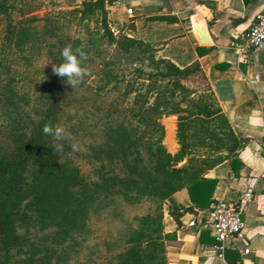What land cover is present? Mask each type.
<instances>
[{
	"label": "trees",
	"instance_id": "16d2710c",
	"mask_svg": "<svg viewBox=\"0 0 264 264\" xmlns=\"http://www.w3.org/2000/svg\"><path fill=\"white\" fill-rule=\"evenodd\" d=\"M107 2L85 0L80 7L61 12L60 18L47 14L27 18L18 23L19 27L7 25L5 42L17 53L24 52L34 36L35 30L31 31L35 26L25 28V22H43L39 28L43 34L58 38L63 18L68 27L76 23L85 28L90 38L67 37L59 45L80 47L87 58L100 56L101 44H112L115 56L112 62H103L104 68L96 76L99 85L89 84L85 76L76 87H85L97 96L117 93L124 104H113L104 119L99 116V107L94 114L81 106L82 112L77 113L80 118L74 121L67 109L73 100L79 101L72 95L76 88L51 74L32 96L19 87L17 75H10V70L4 74L5 57L1 58L0 109L5 108L7 124H0V128L6 127L7 131L0 130V264H7L14 256H23L17 260L19 264H47L56 252L53 245L64 243L73 232L84 229L87 214L100 195H112V201L120 199L134 206L147 204L145 213L133 219L138 227H130L126 249L116 252V264H168L167 247L175 235L164 232L165 205H169V214L178 224L189 210L173 203L175 193L187 189L195 205L209 207L216 181L208 179L207 172L235 158L244 148L200 64L180 67L158 57L155 47L147 42L114 36ZM13 8L7 0H0V15ZM90 22L96 25L93 30L87 25ZM55 61L61 63L62 57ZM86 62L82 61V67ZM20 103L29 110L20 111ZM170 116L178 118L180 150L176 155L163 144L165 128L161 120ZM90 118L95 121L90 123ZM45 124L60 125L68 131V138L62 141L63 151L57 152L53 138L42 131ZM100 128L103 142L89 145L87 154L80 153L90 164H101L95 172L98 180L91 181L72 161L71 156L79 153L70 145L83 137H94ZM193 129L198 130L197 134L191 133ZM184 161L186 165L180 166ZM105 163L112 166L109 173L104 170ZM18 228H24L26 234L32 229L56 231L46 238L47 246L23 239ZM199 230L209 234L203 227ZM223 256L227 264H241L235 250L225 249Z\"/></svg>",
	"mask_w": 264,
	"mask_h": 264
},
{
	"label": "crops",
	"instance_id": "0c3cea01",
	"mask_svg": "<svg viewBox=\"0 0 264 264\" xmlns=\"http://www.w3.org/2000/svg\"><path fill=\"white\" fill-rule=\"evenodd\" d=\"M106 9L112 11L114 35L147 42L159 57L180 67L199 63L244 145L235 158L207 172L216 181L209 207L195 205L187 189L175 193L173 203L189 210L178 224L165 205L164 232L175 235L167 247L168 264H227L225 249L239 252L241 264H264V46L247 54L234 47L264 14V0H116ZM248 191L253 198L246 207L242 239L220 243L202 234L201 225H188L194 217L208 218L218 202L239 200Z\"/></svg>",
	"mask_w": 264,
	"mask_h": 264
},
{
	"label": "rangeland",
	"instance_id": "374dc122",
	"mask_svg": "<svg viewBox=\"0 0 264 264\" xmlns=\"http://www.w3.org/2000/svg\"><path fill=\"white\" fill-rule=\"evenodd\" d=\"M7 1L9 4L14 5V8L10 10L8 14L0 15V60L2 57H5L3 62V67H5L4 74L10 70V75L15 74L17 75L18 80H21L19 81V87L21 86L22 91L29 92L30 94H33L32 96H35V92L42 88V83L46 80V78L51 76V74H55L53 72L52 64L58 65L55 60L61 57L58 51L61 47H63L58 44L59 41L64 40L67 37L88 40L90 36L88 35L85 28L76 25V23L68 27L64 21L65 18H63L64 20L61 19L59 22L61 30H59L58 38L48 37L43 34V30L39 29L43 26V22H25L23 24L25 28L35 26L32 29L31 34L34 32L33 30L38 32V34L35 35L34 32V36L32 39H30V45L26 46V50L24 52L17 53V50L14 46H10L8 42H5L7 39L6 31H8L7 25L9 23H12L13 27H19L20 25L18 23L27 21V18L33 16L43 18L47 14H51V16L60 18L62 17L60 13L68 10L66 9L68 7H73L74 2L78 0H74L73 2H70V0ZM108 1L109 4L107 2V6L114 3L112 0ZM30 11H32V13L27 14ZM107 11L109 26L112 32V11ZM87 25L92 30L96 26L94 22H90L89 24L87 23ZM114 36L121 37L124 36V34L120 33ZM115 50L116 49L115 47H112V44L107 45L103 43L99 46L100 56L94 55V57L85 58V61L87 62L86 65H84V68L87 69L88 74L86 77L89 84L97 83L96 76H98V74H100L103 70V62H112V58L115 56ZM91 56L93 55L91 54ZM110 67L112 68V65ZM3 69L1 68V70ZM97 85L99 84L97 83ZM189 87L192 88L193 91L196 89L191 85H189ZM74 88L76 89L72 88L73 98H77L80 103L79 101L73 100L72 98L73 101L67 109L71 115V118H73L72 120L74 121L80 118L77 117V113H79L81 106H84L86 109L93 112L94 110L96 111V107H99V116L104 119V114H106L113 104H124L122 96L117 93L107 92L101 93L97 96L96 94L92 93L91 90H88L85 87L79 86ZM20 106V111L26 109L29 110L28 108H30L26 107L23 103H20ZM0 108H2L1 105ZM4 112L5 108L3 107V109H0V124L4 123L5 125L7 123L4 122ZM94 114L97 113L94 112ZM169 120L174 123L175 126L176 143L174 146L170 145V143L166 141L167 121ZM92 121L95 120L90 118V123H92ZM161 122L165 128L163 144L169 153L176 155L180 150V145L178 144L177 140L178 118L177 116H170L163 118ZM0 130L2 132L7 131L6 127H1ZM101 130L102 128H100V133L96 131V135L94 137H83V139L76 141L75 143L78 144V149L76 151L79 154L77 156H71L72 161L80 168L83 176L88 180L90 179L91 181L98 180V174L95 172L96 169L100 168L101 164H90L87 159L80 157V153L87 154V147L89 145H96L103 142V132H101ZM197 132V129H193L191 131L193 134H197ZM202 151H204V149H202ZM104 165V170L109 173V170L112 168V166H110L108 163H105ZM184 165H186L185 161L180 164V166ZM120 201V199L112 201V195H100L94 201L87 214L86 221L84 223V229L80 232H73L72 236L68 237L64 243L53 245L52 248L56 250V252L49 256L50 260L47 264H116V254L123 252L126 249L125 241L129 236L128 232L130 227H138V222L134 221L133 219L135 217L142 216L147 208V204L134 206ZM54 231H56V228H49L45 231L32 229L29 234H26L24 228H18V234L23 239H28L30 242L36 245L45 244L47 246V241L49 239L46 238H48V235ZM19 258L22 259L23 256H14L7 264H19L16 263Z\"/></svg>",
	"mask_w": 264,
	"mask_h": 264
},
{
	"label": "built area",
	"instance_id": "2783aa9c",
	"mask_svg": "<svg viewBox=\"0 0 264 264\" xmlns=\"http://www.w3.org/2000/svg\"><path fill=\"white\" fill-rule=\"evenodd\" d=\"M132 14V10H128ZM114 32V31H113ZM113 34H116L115 32ZM264 46V14L259 15L250 27L246 36L241 38V43L234 45L236 51L247 54ZM253 198L251 191L243 194L236 201L218 202L213 205L208 218L194 217L188 221L191 227L200 226L207 229L210 236L220 243H226L230 239L244 237L246 228L245 211L248 202Z\"/></svg>",
	"mask_w": 264,
	"mask_h": 264
},
{
	"label": "clouds",
	"instance_id": "9594fccd",
	"mask_svg": "<svg viewBox=\"0 0 264 264\" xmlns=\"http://www.w3.org/2000/svg\"><path fill=\"white\" fill-rule=\"evenodd\" d=\"M60 56L62 57V62L58 65L52 64L53 72L74 88L82 83L84 77L88 74L87 69L82 67V61L86 58V53L80 47L74 48L71 44H67L62 48ZM42 131L53 138V146L57 152L63 151L64 144L62 141L69 136L65 127L45 124ZM70 147L72 151H76L78 144L73 142Z\"/></svg>",
	"mask_w": 264,
	"mask_h": 264
},
{
	"label": "bare ground",
	"instance_id": "6f19581e",
	"mask_svg": "<svg viewBox=\"0 0 264 264\" xmlns=\"http://www.w3.org/2000/svg\"><path fill=\"white\" fill-rule=\"evenodd\" d=\"M166 141L170 143V145H175V126L170 120L167 121V132H166Z\"/></svg>",
	"mask_w": 264,
	"mask_h": 264
}]
</instances>
